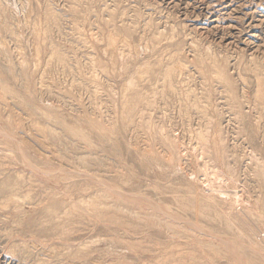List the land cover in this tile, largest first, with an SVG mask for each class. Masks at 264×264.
I'll return each instance as SVG.
<instances>
[{"label":"rangeland","instance_id":"1","mask_svg":"<svg viewBox=\"0 0 264 264\" xmlns=\"http://www.w3.org/2000/svg\"><path fill=\"white\" fill-rule=\"evenodd\" d=\"M0 264H264V0H0Z\"/></svg>","mask_w":264,"mask_h":264},{"label":"bare ground","instance_id":"2","mask_svg":"<svg viewBox=\"0 0 264 264\" xmlns=\"http://www.w3.org/2000/svg\"><path fill=\"white\" fill-rule=\"evenodd\" d=\"M57 98V97H56ZM83 201V200H82ZM81 204V203H80ZM83 204V203H82ZM90 204V203H89ZM85 205V204H84ZM82 206V205H81ZM90 206V205H89ZM86 208V206H84ZM93 207V206H92ZM104 208V207H103ZM95 209V208H94ZM123 212V211H122ZM139 241V240H138Z\"/></svg>","mask_w":264,"mask_h":264}]
</instances>
